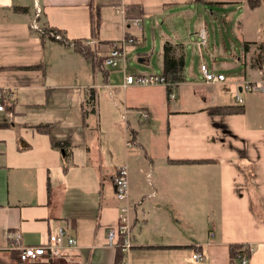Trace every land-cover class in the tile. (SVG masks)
Segmentation results:
<instances>
[{"label":"crops","instance_id":"obj_1","mask_svg":"<svg viewBox=\"0 0 264 264\" xmlns=\"http://www.w3.org/2000/svg\"><path fill=\"white\" fill-rule=\"evenodd\" d=\"M244 1L246 12L258 8ZM209 2L0 0V87L12 95V106L0 113V264H115L109 233L117 228L124 203L116 199L113 176L122 165L128 168L134 243L127 264H213L223 260L221 248L234 244L254 249L248 264H264V95L244 93L249 96H241L243 103L236 101L237 82L264 79V36L247 33L245 18L241 56L228 47L221 50L214 40L200 53L191 30L205 31L203 17L193 27L183 26L190 36L181 34L179 19L191 18L204 9L203 3H215ZM34 23L83 45L98 39V59L109 54L112 42L130 37L134 42L127 56L136 55L144 70L154 72L131 73L127 59L118 70L96 65L74 46L41 39ZM166 42L181 46L185 55L184 81L174 82V98L168 100L162 85L123 87L126 75L163 74ZM206 54L214 58L209 67L222 74L224 64L218 65L215 56L225 55L235 77L222 84L189 79ZM227 85L235 90L230 102L215 92ZM91 91L93 109L85 104ZM213 107L243 111L211 114ZM140 111L149 114L148 121ZM158 118L164 166L148 179L146 171L155 164L138 155L145 147L141 133ZM44 125L48 134L36 130ZM52 142L67 144L68 157ZM189 186L208 207L190 241L182 235L188 228L183 224L190 221ZM169 201L178 202L173 216ZM59 228L77 241L72 252L50 261L19 262L12 247L46 244ZM196 253L205 261L197 262Z\"/></svg>","mask_w":264,"mask_h":264},{"label":"rangeland","instance_id":"obj_2","mask_svg":"<svg viewBox=\"0 0 264 264\" xmlns=\"http://www.w3.org/2000/svg\"><path fill=\"white\" fill-rule=\"evenodd\" d=\"M208 2H215L211 3L210 6L203 3V8L199 10L198 13H194L193 16L189 19H179L180 24V32L183 36H190V33L184 30L183 26L187 27H193L197 21L199 20V17H203L204 23H206L205 31L207 34V39L210 41V43H216L217 47H220L221 50H223V47H228L234 50V54L241 56V48H243L244 40L241 29V22L246 18L247 24L245 25L247 33H250L251 35H257V36H264V0H260L259 7L255 10H249L246 12V8L244 5V0H207ZM244 1V2H243ZM217 2L223 3V4H216ZM210 3V2H209ZM249 13V14H248ZM35 24V23H34ZM33 24V25H34ZM164 28H167V25L164 26ZM151 26L149 24V27L147 26L146 30V40H147V46L148 49H151L152 47V32H151ZM192 36H194V41L197 39L196 36H200L199 29L196 30V28H192ZM187 32V33H186ZM168 35H171L170 32H166ZM159 40V37H157ZM98 40V39H96ZM142 50V49H141ZM126 59L128 61V69L131 73L135 71L136 73H145L151 72L153 73L154 70H144L143 64H140L136 60V55L134 56H127ZM215 59L217 61L218 65H221L223 62L224 68H221L222 71L226 74L227 79H233L235 77V69L234 67H231V61L226 58L225 55L219 54L215 56ZM214 60L213 57H210L206 54V62L204 63L209 66L210 62ZM190 61H188V64ZM122 67V66H121ZM200 67V66H199ZM159 71V70H158ZM187 71V68H186ZM196 72H193L189 79H202V75L200 70L196 69ZM239 74V72H237ZM237 74V75H238ZM163 75V74H161ZM138 76V75H134ZM186 90V89H185ZM215 92L219 98H223L225 101L230 102L233 99V96L235 95V90L232 85H227L224 87H218L215 89ZM233 92V93H232ZM242 97H247L249 95L241 94ZM169 100V97H168ZM145 112V111H144ZM159 118L154 123V125L147 129L148 126L146 125L144 128H146L145 131L141 133V140L143 144L145 145L144 149H140L138 155L145 159L146 161L150 162L151 160L154 162V168L153 170L148 169L146 171V176L148 179L151 178V175L154 176L155 174L159 175V173L162 172V168L164 166V161L162 159V151L160 147L163 146V132L162 135L160 134V127H159ZM153 124V123H152ZM158 142L160 145H158ZM160 146V147H159ZM135 160V159H134ZM136 161V160H135ZM195 189V186H193ZM189 194H192L190 198L187 199L186 204L188 206V211L190 212V221H186L183 226L188 227L184 228V232H182V235L186 234V239L191 240L192 238L197 235V228L199 226L200 220L202 218H199V216L205 217V215H208V211L206 210V207L204 204L207 202L202 201L200 198H198L197 194L188 187ZM162 199V198H161ZM159 200L161 203H163V199ZM175 201H169L171 213L172 216L177 213L178 208V202ZM213 203L212 201L210 204ZM163 209V208H162ZM167 209V208H165ZM187 211V212H188ZM182 213V211H181ZM175 225V224H174ZM155 227H159L157 224L154 225ZM195 228V229H194ZM175 229V228H174ZM139 230V229H138ZM137 236L139 234L138 231L135 233ZM162 237H166V235L163 233ZM191 245V243L188 244V246ZM188 251H191V246H189ZM223 255L219 256V258H223V260H217L216 262L213 261V264H229L230 261V253L229 249H220ZM236 264H240L238 261L235 262Z\"/></svg>","mask_w":264,"mask_h":264},{"label":"built area","instance_id":"obj_3","mask_svg":"<svg viewBox=\"0 0 264 264\" xmlns=\"http://www.w3.org/2000/svg\"><path fill=\"white\" fill-rule=\"evenodd\" d=\"M136 26L139 28V31L142 30V22L139 19L135 20ZM34 29H40L38 23L33 25ZM59 39L60 36H57ZM134 40L130 37L123 38L120 41L112 42L111 49L109 54L101 59V66L109 69L118 70L123 63L126 62V53L128 45L132 44ZM208 44L206 31H201L199 40H198V49L201 51ZM84 45L90 46L94 51V61L96 65L98 64V57L96 53V48L98 45V40L92 38L85 42ZM96 47V48H95ZM199 70L202 75V79L206 84H222L227 82V76L222 73H217L204 62L200 64ZM162 85L167 88L169 91L168 97L169 100L174 98V91L176 83L170 81L164 75H126L125 82L123 87L128 86H138V87H148V86H157ZM238 88V94L236 95V101L240 104L243 103V98L241 93H259L264 95V79L255 80V81H240L236 83ZM11 92L8 88L0 87V113L7 112V110L12 106L11 103ZM140 117L148 121L149 114L144 111L138 112ZM113 183L115 187L116 199L124 204L120 208V214L118 218V226L115 230H112L109 233V244L115 248H120L122 251L123 261L121 264H127L126 256L130 253L131 249L134 246L133 243V233L130 222V207L127 204L129 197V179H128V168L127 165L119 166L116 170V173L113 176ZM20 236H16L18 241ZM77 247V241L69 237L64 228H59L57 233L54 234L52 239L46 243L39 246H28V247H12L17 251V258L21 263H34L40 261H50L56 258L64 257L68 251H71ZM246 251L243 255L237 258L240 264L249 263V255L254 251L252 247L247 246ZM194 259L197 262H204L205 258L201 253H196Z\"/></svg>","mask_w":264,"mask_h":264},{"label":"trees","instance_id":"obj_4","mask_svg":"<svg viewBox=\"0 0 264 264\" xmlns=\"http://www.w3.org/2000/svg\"><path fill=\"white\" fill-rule=\"evenodd\" d=\"M260 0H248L249 7L251 9H255L256 7H259ZM15 11L17 12H26L28 9L27 8H22V7H15ZM94 25L97 29L99 25V16L98 14L95 15L94 17ZM39 34V37L41 39L48 38L51 41L54 42H59L64 46H74L75 49L79 50L87 60L92 61L94 59L93 53L90 50V48L86 47L83 45V42L80 41H69L67 38H65V35L54 28H50L47 25L43 24L42 27L37 31ZM57 36H60L58 39ZM163 60H164V72L163 75L166 76L170 81L172 82H180L184 81V68H185V55L181 51V46L178 45H173L170 42H166L164 47H163ZM101 59H99L98 64L101 65ZM169 93V91L167 90ZM95 94L91 91L89 93L88 99L86 100L85 104H89L91 109L94 108L95 105ZM231 108V107H230ZM243 111L242 108H234V109H227L223 111L222 109H219L217 107L209 108V112L211 114H220V113H241ZM36 130L40 133L43 134H48L49 133V128L47 125L44 126H38ZM53 148L57 150H64L65 153H67V148L69 147L67 144H60L56 142H52ZM68 157V153L66 156ZM182 162V161H181ZM186 163H194L196 161H183ZM67 167V166H66ZM67 169V168H65ZM246 247L244 245H238L234 244L229 247V253H230V262L231 264H234V262L237 260V258L241 255H243L246 251H249L248 249H245ZM123 258V254L120 248H116V260L115 264H120L121 260Z\"/></svg>","mask_w":264,"mask_h":264}]
</instances>
